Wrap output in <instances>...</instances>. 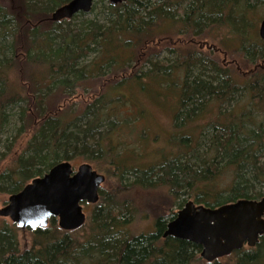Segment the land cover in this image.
I'll return each instance as SVG.
<instances>
[{"label": "trees", "instance_id": "1", "mask_svg": "<svg viewBox=\"0 0 264 264\" xmlns=\"http://www.w3.org/2000/svg\"><path fill=\"white\" fill-rule=\"evenodd\" d=\"M68 1L20 0L16 8L0 4V143L12 116L20 123L16 136L29 131V140L12 158V167L0 172V185L7 193H16L57 162L82 155L95 162L94 169L117 178V186L110 192L99 190L89 217L76 230H62L55 218L45 228L28 229L27 247L20 245L17 226L1 220L0 264L199 261L194 254L199 245L162 236L174 213L157 214L148 233L130 232L134 207L125 193L166 185L174 199L188 195L209 208L264 196V40L257 33L264 19V0H188L181 8L174 0H125L116 5L107 1L102 20L84 19L104 1L94 0L88 13L52 20V13ZM166 22L184 34L224 30L221 42L241 54L246 68L239 67L242 71L236 73L200 52L184 51L165 62L144 58L140 63H148L145 70H131L139 46L152 43ZM167 52L176 53L174 48ZM100 78L106 84L100 93L73 96L68 92ZM150 82L172 88L176 97L172 123L183 133H173L170 139L177 137L180 147L157 165H130L123 158L127 148L120 138L124 126L134 129L137 116L125 119L111 104L129 103ZM122 85L131 86L129 95L114 94ZM59 91L72 102L59 106ZM239 93L236 103L243 108L235 110V103L227 109ZM76 98L83 104L81 111H71ZM209 107L216 112L207 117ZM198 121L204 122V129ZM192 123L200 137L185 133L183 127L189 125V130ZM15 138H6L0 163L12 152ZM130 152L138 156L136 144ZM222 175L232 176L230 185L208 189ZM199 183L202 189L197 188ZM232 254L231 264H264V234L254 247Z\"/></svg>", "mask_w": 264, "mask_h": 264}, {"label": "rangeland", "instance_id": "2", "mask_svg": "<svg viewBox=\"0 0 264 264\" xmlns=\"http://www.w3.org/2000/svg\"><path fill=\"white\" fill-rule=\"evenodd\" d=\"M20 0H0V4L3 6H6L7 8H16L18 6ZM175 2H178L180 4L177 6V8H181V4L184 5V3L188 0H174ZM107 0H104L102 2L97 3L96 8H94V12L91 14H88L84 16V19L88 20H102L104 16H106L105 12V6L107 5ZM104 11V12H103ZM263 11V10H260ZM264 15V11L261 13ZM173 17L175 19L179 18L180 16L175 11ZM78 20L77 18L71 19V22L74 23ZM163 25V24H162ZM259 25V23H258ZM258 25H257V33H258ZM181 27V25H180ZM163 28H165L164 31H161V33H155V36L153 38V42L149 44H144L139 46L138 48V54H137V61H135L134 65L130 68L131 70H135L136 68H142L146 69V66H148V63H140L141 60L144 58L148 59L149 61H156L160 60L165 62V59L168 57L170 59L175 58L176 55L178 56L179 52L184 51H194L196 53L200 52L203 55L209 56L218 62H223L226 66H228L231 70H235L236 73L241 72L242 70H239L240 68H243V70L246 68L244 63L241 61L242 56L238 51H234L232 48L226 47L221 40L224 37V30H217V29H202L198 35H192L191 32L184 34L182 31H179L178 26H172L170 27L169 23H165L163 25ZM175 49V52L172 56L168 54V49ZM124 53V51H122ZM92 58V54L87 58L86 61H89ZM12 77V76H11ZM182 77V76H181ZM107 78V77H106ZM101 80H93L91 84L88 83L87 86H79L78 88H75L73 91V96H84L86 94H90L94 92L100 93L104 90L106 84H105V78H100ZM182 79V78H181ZM177 82L180 81L179 78L176 79ZM105 84V85H104ZM76 90V91H75ZM118 92L115 91L114 94H121L125 93L126 95H129L131 91V86L128 85H122L118 89ZM146 90V91H145ZM144 91L140 90L139 94L133 95L131 98H129V103L127 104H119L117 101H114L111 105L116 106L120 113L123 115V117L126 118H132L136 117L135 120V126L133 130H129L124 126L122 133V136L120 139H123L126 143L127 150L123 153V158L127 159V164H136L139 163L143 167L149 166L150 164L157 165L161 159L169 157L171 155L177 154L179 151V147L177 144V137L173 139H170L173 133H178L180 130L175 129L173 127L172 119L174 114V106L176 97L174 96V93L171 89H168L166 87H162L157 85L156 83L150 82V85H148V88ZM156 93V94H155ZM162 94V96L157 95ZM244 93V92H240ZM240 93L237 94L236 100L232 102L230 106H227V109H231L233 105H235L236 101L240 98ZM65 96V97H64ZM66 94L63 95L59 91V106L62 107L66 105L65 102H72L70 99H66ZM57 97H55L56 99ZM76 103L74 102V105L71 107L72 110H79L81 111L83 104L81 103V100L79 98L75 99ZM210 108V107H209ZM243 108V105L240 103H236L235 110L240 111ZM70 109V108H69ZM141 110L143 111L141 113ZM215 107H211L208 111H206V116H213L215 115ZM206 116H203L201 119L205 118ZM193 124V123H192ZM198 126L203 128L204 122H196ZM20 123L16 120L15 116H12V120L10 122V125L6 131L1 137L3 140L0 143V152H3L5 149V141L8 137L9 139L12 138V140L15 138L14 144L15 147L13 148L10 155H6V157H3L1 159L0 163V172H2L5 167L11 168L12 167V158L13 156L20 152L25 143L29 140V131L27 130L24 134H20L16 136V128L19 127ZM189 125H185L183 128L185 130V133L191 132V134H195V137H200V131L197 133V128L194 127V124L192 125V128L188 130ZM133 127V126H132ZM194 129V131H192ZM204 129V128H203ZM183 130V131H184ZM202 131V129H201ZM182 132V131H181ZM179 132V133H181ZM183 133V132H182ZM142 135V136H141ZM176 139V140H175ZM201 139V138H200ZM122 140V141H123ZM199 140V138H198ZM135 144L138 147V156L132 155L130 150L132 149ZM130 149V150H128ZM190 154H188L189 156ZM71 164L76 168L78 165H80L83 162L90 163L92 166H94V161L87 160L82 155H77L74 159L69 160ZM100 162L97 161V164ZM98 171V170H97ZM100 172V171H98ZM232 176L231 175H222L218 179V181L215 182V184L211 187H208L210 190L215 189H222L226 188L230 185L232 182ZM30 181V180H29ZM28 181V182H29ZM117 178H114L113 175H106L105 174V180L99 187V190L102 189L104 192H110L112 191L113 187H116L117 185ZM116 185V186H115ZM197 188L199 189L202 185L197 184ZM202 189V188H200ZM98 190V192H99ZM131 194V195H130ZM9 193L4 191V184L0 185V207L6 204L7 199L9 197ZM99 195V193H98ZM127 195L128 200L130 198V201L134 207V214L132 216V220L129 224V231L133 233H148L154 229V218L157 214H167L169 213H176L178 210L181 209V207L178 205L181 203L183 205L188 200L193 201L194 204H197L191 197H188V195H183L181 200L174 199V194H171L168 190V187L166 185H159L154 188H131L130 191L125 193ZM173 198V200H172ZM97 203V202H96ZM95 203V204H96ZM95 204H89V203H83V211L86 214V220L90 215L91 209L93 205ZM165 214V215H166ZM3 221L4 223H12L11 220L8 217H1L0 221ZM56 222V221H55ZM57 224V222H56ZM49 225V223H48ZM18 239L20 241V245L22 247H27L30 245V234L28 229H19L18 231ZM250 247L247 245H244L242 250H248ZM199 261L193 262L191 264H200L202 263L203 259L201 258L200 254L196 255ZM234 255L231 253L229 255L223 256L221 258H218L221 264H231L234 261Z\"/></svg>", "mask_w": 264, "mask_h": 264}, {"label": "water", "instance_id": "3", "mask_svg": "<svg viewBox=\"0 0 264 264\" xmlns=\"http://www.w3.org/2000/svg\"><path fill=\"white\" fill-rule=\"evenodd\" d=\"M125 0H108L116 5ZM94 0H69L51 15L52 20L70 19L88 13ZM258 35L264 40V19ZM104 174L90 163L76 168L69 160L53 165L42 176L32 178L23 188L10 194L0 207V216L8 217L18 229L45 228L55 218L59 228L76 230L86 221L83 203L95 204ZM264 234V196L260 199H239L215 208L195 205L189 200L176 217L169 221L163 237L171 236L201 246L200 256L207 262L240 250L254 247Z\"/></svg>", "mask_w": 264, "mask_h": 264}, {"label": "flooded vegetation", "instance_id": "4", "mask_svg": "<svg viewBox=\"0 0 264 264\" xmlns=\"http://www.w3.org/2000/svg\"><path fill=\"white\" fill-rule=\"evenodd\" d=\"M188 201H189V200H188ZM185 203H186V202H185ZM185 203H184L183 205H181V204H178V205H179V206L181 207V209H182L183 206L185 205ZM195 205H199V204H195ZM178 211H179V210H178ZM178 211H177V212H178ZM177 212L173 214L172 218L169 219V221H171L172 219H174V218L176 217ZM169 221H168V222H169ZM168 222H167V223H168ZM167 223H166V225H167ZM165 229H166V227H165ZM165 229H164V231H165ZM164 231H163V233H164ZM163 233H162V236H163ZM200 252H201V246H200V249L197 248L196 251H194V254L197 255V254H200ZM202 263H205V264H206V263H210V262H207V261H205V260L203 259Z\"/></svg>", "mask_w": 264, "mask_h": 264}, {"label": "bare ground", "instance_id": "5", "mask_svg": "<svg viewBox=\"0 0 264 264\" xmlns=\"http://www.w3.org/2000/svg\"><path fill=\"white\" fill-rule=\"evenodd\" d=\"M57 163H58V162H57ZM54 165H55V164H54ZM50 168H51V167H50ZM50 168H49V169H50ZM49 169H48V170H49Z\"/></svg>", "mask_w": 264, "mask_h": 264}]
</instances>
